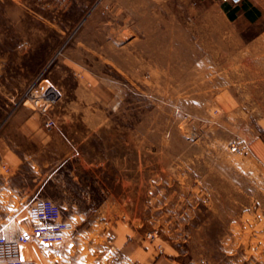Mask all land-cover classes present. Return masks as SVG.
Returning <instances> with one entry per match:
<instances>
[{
	"label": "rangeland",
	"instance_id": "obj_1",
	"mask_svg": "<svg viewBox=\"0 0 264 264\" xmlns=\"http://www.w3.org/2000/svg\"><path fill=\"white\" fill-rule=\"evenodd\" d=\"M252 3L232 22L223 0H0V125L28 95L54 122L47 175L70 158L31 202H61L74 231L27 244L35 264H129L130 244L151 245L152 264H264V0ZM41 80L54 103L29 93ZM24 172L26 186L37 175ZM27 208L1 196L0 236L28 230Z\"/></svg>",
	"mask_w": 264,
	"mask_h": 264
},
{
	"label": "crops",
	"instance_id": "obj_2",
	"mask_svg": "<svg viewBox=\"0 0 264 264\" xmlns=\"http://www.w3.org/2000/svg\"><path fill=\"white\" fill-rule=\"evenodd\" d=\"M243 3L249 18V6L254 7L256 4L252 3V0H246ZM237 20L239 18L235 17L232 22ZM10 101L13 102V100ZM11 108L10 117L2 120L0 125V175L4 177V180L0 179V182H3V185L0 184V198L5 195L10 204L16 199L27 200L29 206L32 192L42 189L51 181L56 184L58 182L56 172L70 158L63 160L61 163L56 161L57 165L53 177L47 175L46 168L51 163L46 161V151L51 149V135L53 133H47L43 128V114L27 109L22 103L15 104ZM2 112L3 110L0 108V114ZM25 167L30 168L37 175L26 186L23 184ZM56 203L61 202L56 201ZM67 204L73 213H78L76 205ZM150 246L128 245L125 252L129 264H152L157 255ZM25 256L30 257L26 254Z\"/></svg>",
	"mask_w": 264,
	"mask_h": 264
},
{
	"label": "built area",
	"instance_id": "obj_3",
	"mask_svg": "<svg viewBox=\"0 0 264 264\" xmlns=\"http://www.w3.org/2000/svg\"><path fill=\"white\" fill-rule=\"evenodd\" d=\"M233 8L239 7L243 0H223ZM49 84L53 92L45 91L44 86ZM32 95L46 99L48 104L58 99V92L48 81L41 80L37 87L29 92ZM28 95L18 102L25 103ZM45 129H52L54 122L47 120L43 124ZM27 221L29 228L15 239L0 236V264H35L31 257H26L23 249L31 241L41 244H58L70 235L74 228L62 216V210L56 203L47 199H34L27 208Z\"/></svg>",
	"mask_w": 264,
	"mask_h": 264
},
{
	"label": "trees",
	"instance_id": "obj_4",
	"mask_svg": "<svg viewBox=\"0 0 264 264\" xmlns=\"http://www.w3.org/2000/svg\"><path fill=\"white\" fill-rule=\"evenodd\" d=\"M223 9H224V11H225L228 19L231 20V21L234 20V18H235V16H234L235 15V12L238 10L237 7L236 8H233L232 11H230V12L228 11L229 10L228 7H226V6H224Z\"/></svg>",
	"mask_w": 264,
	"mask_h": 264
}]
</instances>
